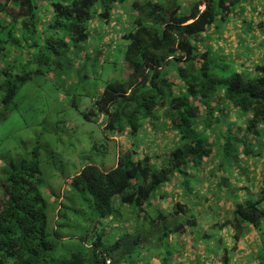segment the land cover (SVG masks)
<instances>
[{
	"label": "trees",
	"instance_id": "16d2710c",
	"mask_svg": "<svg viewBox=\"0 0 264 264\" xmlns=\"http://www.w3.org/2000/svg\"><path fill=\"white\" fill-rule=\"evenodd\" d=\"M126 2L137 14L132 29L122 37L129 42L124 62L128 75L122 82L105 87L96 101L97 110L108 118L106 130L116 131L122 136L129 130L134 139L145 127L153 129L155 123L161 120V111H164L162 116L167 120L160 121L166 126L163 130L167 131L170 123L178 132L179 145L168 159L165 158L167 161L157 164L148 153L141 158L142 146L136 141L133 144L140 147V156L131 147L118 158L117 166L110 171L88 165L73 177V194L83 196L88 193L93 209L102 219L113 215L116 200H120L118 209L139 207V216L143 215L150 203L159 204L165 200L162 190L173 181L175 171L182 166L192 164L197 171L195 175L199 177L200 164L205 158L212 157L213 150L207 148L204 129L195 126L193 121L201 122L200 127L209 125V131L213 122L219 123L213 112H232L234 121L241 124L237 127L241 130L236 133L248 132L256 141L255 146L264 148V63H254V66L245 63V69L249 73L256 72L258 77L252 78L241 72L221 79L212 76V53L204 46V34L208 33V29L219 18L223 22H226V17L231 18L234 8L243 0H163L162 3L153 0H0V34L6 37L4 45L13 49V43L9 45V42H15L19 56L24 58L23 54L32 56L38 51V43H30L28 37L36 28H45L50 33V52H55L57 67H61L62 54L67 57L72 51L80 49L82 43L91 40V20L99 17L110 24L113 12ZM21 36L24 42L13 40ZM216 39L219 37L216 36ZM2 48L0 46V53ZM81 54L86 62L85 69L91 65L88 61L92 60V56L95 61L101 59L96 50H82ZM172 66H178L176 70L179 68L178 81L174 78L175 71L171 73L174 77H170ZM31 78V73L12 76L10 69L0 71V121L5 120L12 109H17L18 94ZM180 81L182 84L179 86ZM204 111L206 114L202 117ZM243 144L250 153L253 147L248 148L245 142ZM221 161L213 165L216 175L209 180L210 183L216 181V187L204 186L202 195L195 196L198 186L192 185L191 181L199 179L185 178L181 187L188 204H177L172 208L174 215H189L184 224L174 227L175 232L183 231L185 227L195 229L198 227L197 220L206 217L202 211L211 212V205L223 206L219 193L231 189L230 194L224 197L226 203L232 204V212L226 213L230 218L214 225L220 230L229 227L233 231L223 232L218 240L212 239L216 245L213 248L210 246L209 250L207 248L209 252H215L210 254L213 259L211 264H230L228 254L221 257L218 255L220 250L215 249L223 239L233 235L238 242L246 233L249 234V229L260 230L264 223V208H261L264 185L259 188L255 185L257 189L252 186L256 192L247 190L243 198L246 188L239 193L235 184L246 181V176L243 178L235 171L231 176V171L226 172ZM254 178L257 183V177ZM200 201H204L210 209H201ZM47 207L37 164L19 159L0 170V264H125L123 258H112L104 250V235L91 243L86 242L85 251H72L69 257L55 259L53 252L59 228L52 232L49 230ZM193 209L197 212H192ZM208 220H211L209 215ZM203 222L206 223V220ZM200 235L212 238L209 231ZM190 236L194 240L196 233L191 232ZM122 240L116 242L113 252L120 248ZM137 240L133 241V246ZM132 250L130 244L124 252ZM208 258L205 257L207 264L210 262ZM202 260L203 257L197 255L193 264H205Z\"/></svg>",
	"mask_w": 264,
	"mask_h": 264
},
{
	"label": "rangeland",
	"instance_id": "374dc122",
	"mask_svg": "<svg viewBox=\"0 0 264 264\" xmlns=\"http://www.w3.org/2000/svg\"><path fill=\"white\" fill-rule=\"evenodd\" d=\"M153 1L162 3L163 0ZM260 1L243 0L234 8L231 18L225 19L228 24L236 26L233 28L237 32L236 51L224 45L230 44L231 37L234 36V30L231 29L233 25L225 24L220 18L204 34V46L211 51L213 57L212 76L227 79L232 74L244 72L252 78L258 77L256 72L249 73L245 69L247 64L242 57L264 58V48L252 50L251 47L253 43L264 41V0ZM136 17L129 2L113 12L110 24L94 17L89 23L91 40L82 43L80 49L72 51L67 57L62 54L61 67H57L55 52H50V33L45 28H36L28 37L30 43H38V51L32 56L23 54L25 59L19 56V48L14 45L15 42H9V45L13 43L11 49L4 45L5 35L0 34V46H5L0 53V71L10 69L12 76L32 74L31 80L18 94L17 109H12L5 120L0 121V170L19 159H24L28 164H37L41 191L48 206L49 230L52 232L56 227L59 228L53 252L55 259L69 257L72 251H85L83 247L86 242L91 243L98 236L104 235V250L112 258H123L125 264H193L197 255L203 257L205 264V257L208 256L211 264V255L215 252L208 250L210 246L213 248L216 245L212 239L218 240L223 232L233 231L229 227L220 230L214 225L215 222L221 224V220L229 218L225 211H220V206L211 205L212 211L209 213L206 209L202 211L206 217L197 220L198 227L195 229L185 227L183 231L175 232L174 227L184 224L189 215L172 214L173 195L162 206L150 203L141 216L139 207L129 209L125 206L123 210L118 209L120 200H116L113 215L102 219L93 209L92 198L88 193L81 196L71 191L72 178L84 167L95 165L110 171L117 166L118 158L126 150L125 142L113 140L117 132L105 129L108 118L98 112L96 101L108 84H117L127 78L128 68L124 62L129 42L122 37L132 29ZM13 40L24 42L23 36ZM262 45L264 46V42ZM90 49L99 52L101 59L95 61L92 56V60L88 61L91 65L85 69L83 66H86V62L81 51L88 52ZM177 67L172 66L170 77L175 76L178 81L177 77L180 76ZM49 70L51 73H48ZM173 71L174 76L171 74ZM178 84L180 86L181 81ZM89 113L91 114L88 115ZM205 114L204 111L202 117ZM213 116L219 119V123L213 122L211 131L206 129L207 124L200 127L201 122L193 121L195 126L204 129L207 148L217 153H212L211 164L215 165L222 159L223 168L226 172L231 171V176L235 171L243 178L245 174L257 177V183L252 181V184L257 188L262 187L264 148L256 147V141L251 140V135L246 131L234 135L241 124L234 123L232 112L216 111ZM214 133L217 134L218 141L214 138ZM237 140L245 142L248 148L253 147L245 157L243 144L240 145ZM128 143H136V140L130 136ZM178 145L167 148L171 153ZM133 148L140 156V147L135 144ZM181 170L188 179L194 180L197 177L194 167H183ZM189 170L191 173H186ZM212 175H215L213 171L210 176ZM199 177V181H191L192 185L198 186L195 196H201L202 188L208 185L207 178L200 181ZM261 208H264V203ZM192 212L196 213L197 210L193 209ZM208 215L211 220H208ZM204 220L206 223H202ZM209 221L212 222L208 225ZM203 231H209L212 238L201 236ZM191 232L196 233L194 240H191ZM246 234L238 242L233 236L223 239L220 246L215 247L217 251L220 250L218 255L222 257L227 253L230 264H264V223L260 230L253 229L250 235ZM122 238L120 248L113 252L116 242ZM136 239L137 243L133 246ZM130 244L132 252H124Z\"/></svg>",
	"mask_w": 264,
	"mask_h": 264
},
{
	"label": "crops",
	"instance_id": "0c3cea01",
	"mask_svg": "<svg viewBox=\"0 0 264 264\" xmlns=\"http://www.w3.org/2000/svg\"><path fill=\"white\" fill-rule=\"evenodd\" d=\"M261 12H259L260 14ZM225 24H228L227 22H224ZM230 26H232L231 24H228ZM262 26V25H260ZM236 26L233 25L231 27V29L235 28ZM233 34L234 36L231 37V42L230 44H226L224 43V45L226 47H232L234 49V51H236L238 49V41H237V32L235 29H233ZM264 41H261L257 44H252L251 47H252V50H255V49H263L264 46L262 45ZM242 60L247 63L248 65H252L254 66L253 64L254 63H262L264 62V58L262 59H259V58H250V56H245V57H242ZM164 113V111H161L160 115H161V120H159L158 123H155V126L153 127V129L151 127H145L142 131H139L140 133L138 134V136L135 138L137 143L142 146V150L141 152L144 150L145 154H149L150 157H152L153 159L156 158L158 156V163H162L164 161H167L168 157L166 156L167 154V150H168V145H170L171 147H173L174 145H177L178 142H179V136H178V132L173 129L171 127V124L169 123V126H168V129L167 131H164L163 129H165L166 126H163L162 122L160 121H166L167 118L165 116H162ZM168 123V122H166ZM235 124H240L239 121L235 120L234 121ZM206 129L208 130L209 129V125L206 126ZM239 130H241V127L238 128ZM160 131V132H158ZM211 131V130H209ZM236 134V132H234ZM128 134V133H126ZM129 137V135H128ZM122 138V142H125L126 143V146L130 147V146H133L134 144L133 143H128L127 142V138ZM214 138L218 141V137H217V134L214 133ZM150 145H154L155 147L151 148L149 147ZM146 146L147 148L146 149H143V147ZM170 154V152H169ZM215 154V153H214ZM245 157V156H244ZM167 158V159H165ZM213 157L211 158H205L203 161H202V165L200 164V174L199 176L201 177L200 178V181H203L204 178H207V184L205 187H209V186H212V183L209 182L210 179L213 180L214 176L216 175H212L210 176L211 172H215L213 169H214V166L211 165V161H212ZM186 167H193V165H189V166H186ZM202 168H204L202 170ZM197 171H195L196 173ZM186 173H191V170H189L188 172ZM246 177V181L244 182H241L240 184H235V185H238V188H239V193L241 192V190L243 188H246L243 192V198L245 197V194L247 193V190L250 191L251 193H255V189L256 186L252 184V181H255V178L254 177H250L248 175H245ZM186 175L183 173L182 170H180V172H177L175 173V175L173 176V181L169 184V185H172L173 187L171 188H168V187H164L163 188V194L166 195V198L164 201H161L159 204H156L157 206H162V203L167 201L170 197V195H173V201L171 203V207L172 208H175L176 206L178 205H181V204H185L187 205L188 204V201L187 199L185 200V197H184V192L182 191V187H181V182H183L185 180ZM214 183V187H216V181L213 182ZM255 189H253V187ZM237 187H235L236 189ZM217 190L219 191V188H217ZM231 192V189L229 190H225L221 191V193H219V195H222V202H223V206H220V209L221 211H225V214L228 212L227 211H231L232 212V204L231 203H226L225 200H224V197L225 196H228ZM240 196V194H239ZM242 199V198H241ZM178 204V205H177ZM208 205L205 204L204 201H200L199 202V207H201V209H204V208H207V209H210L209 207H207ZM230 218V216H229ZM228 218V219H229ZM249 234L252 233V230L253 229H249ZM232 232V231H231ZM233 233H231L232 235ZM233 236V235H232ZM229 239V238H228ZM192 240V238H191Z\"/></svg>",
	"mask_w": 264,
	"mask_h": 264
},
{
	"label": "clouds",
	"instance_id": "9594fccd",
	"mask_svg": "<svg viewBox=\"0 0 264 264\" xmlns=\"http://www.w3.org/2000/svg\"><path fill=\"white\" fill-rule=\"evenodd\" d=\"M261 1H262V0H261ZM261 1H260V2H261ZM262 11H263V10H262ZM202 127H203V125H202ZM235 132H236V130H235ZM127 133H128V134H125V135H123V136L120 135L119 133H116L115 136L113 137V140H115V141L121 143V142H122V138H126V137H128V135H129V137L127 138V142H128V141L130 140V132H129V130H128ZM250 139H252V137H250ZM239 143H240V145L243 144V142H239ZM125 144H126V143H125ZM133 146H134V145H133ZM133 146H130V147L126 146V150H125V152H126L128 149H130L131 147H133ZM243 149H244V153H243V155L246 156V153H247L248 150L245 149L244 144H243ZM125 152H124V153H125ZM169 152H170V149L167 150V154H166L167 157L170 155ZM213 153L217 154V153L214 152V151H213ZM144 155H146V154H145V152H144V150H143V151L141 152V158H142ZM153 162H158V156H157L156 158L153 159ZM189 165H192V164H188V165H186V166H189ZM160 166H162V165H160ZM160 166H159V167H160ZM186 166H182L181 168L177 169V170L175 171V173L180 172V170H181L183 167H186ZM175 173H174V175H175Z\"/></svg>",
	"mask_w": 264,
	"mask_h": 264
}]
</instances>
